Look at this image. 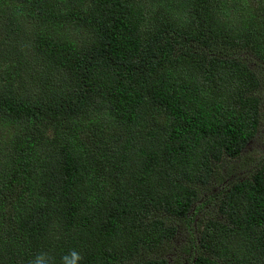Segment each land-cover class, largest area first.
<instances>
[{"label": "trees", "instance_id": "obj_1", "mask_svg": "<svg viewBox=\"0 0 264 264\" xmlns=\"http://www.w3.org/2000/svg\"><path fill=\"white\" fill-rule=\"evenodd\" d=\"M263 89L264 0H0V264H264Z\"/></svg>", "mask_w": 264, "mask_h": 264}, {"label": "rangeland", "instance_id": "obj_2", "mask_svg": "<svg viewBox=\"0 0 264 264\" xmlns=\"http://www.w3.org/2000/svg\"><path fill=\"white\" fill-rule=\"evenodd\" d=\"M253 67V65L251 64ZM261 96L264 102V89L261 91ZM264 162V121L260 126L254 138L246 144L240 152V159L231 160L228 165L220 169L221 175L231 174L230 179L246 175L258 163ZM209 212L207 207L201 209L195 215V219H199L203 214ZM190 229V230H189ZM193 224L185 227L184 224L177 226V232L171 243L166 248L159 250L157 256L163 257L168 261V264H186L188 256L183 254V247L187 245V239L192 234Z\"/></svg>", "mask_w": 264, "mask_h": 264}, {"label": "clouds", "instance_id": "obj_3", "mask_svg": "<svg viewBox=\"0 0 264 264\" xmlns=\"http://www.w3.org/2000/svg\"><path fill=\"white\" fill-rule=\"evenodd\" d=\"M82 254L76 249H71L59 257V260L46 251L34 255L28 264H81Z\"/></svg>", "mask_w": 264, "mask_h": 264}]
</instances>
